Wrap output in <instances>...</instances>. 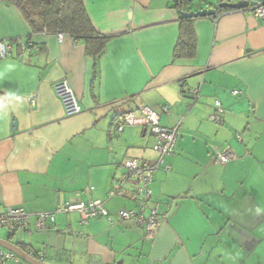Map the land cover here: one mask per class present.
Wrapping results in <instances>:
<instances>
[{"label": "crops", "instance_id": "1", "mask_svg": "<svg viewBox=\"0 0 264 264\" xmlns=\"http://www.w3.org/2000/svg\"><path fill=\"white\" fill-rule=\"evenodd\" d=\"M82 1L96 31L112 34L97 58L82 40L33 32L19 9L0 1V41L11 43L0 58V214H30L26 229H0V239L50 264H264V20L250 9L256 0L194 17L184 34L180 12L238 0L186 8L174 0ZM180 36L191 39L192 55L175 54ZM27 41L36 48L22 52ZM62 78L78 114L66 115L54 91ZM215 101L221 121L209 119ZM144 107L161 125L180 127L164 157L169 169L153 173L140 210L129 185L109 191L126 159L158 158L147 126L115 129L118 115ZM225 150L233 158L217 163ZM89 200L109 216L81 224L77 211L57 213L36 229L37 213ZM155 202L160 226L151 240L142 225L118 217L122 209L146 214ZM16 257L0 256V264H28Z\"/></svg>", "mask_w": 264, "mask_h": 264}, {"label": "built area", "instance_id": "2", "mask_svg": "<svg viewBox=\"0 0 264 264\" xmlns=\"http://www.w3.org/2000/svg\"><path fill=\"white\" fill-rule=\"evenodd\" d=\"M198 0H174L178 8H186L190 4ZM252 13L264 20V0H256L250 6ZM59 40L64 36L63 33L56 32ZM22 52H29L30 49L36 48V45L30 41L23 42L19 45ZM11 53V43L8 41H0V58L6 57ZM56 95L61 99L66 115H75L81 111L77 98L68 85L65 78L57 80L53 85ZM235 93V91H232ZM215 109L209 115L211 121H221L223 112L219 101L214 103ZM143 125L147 126L155 137L153 150L157 153L158 158L155 161L138 160L136 158L126 159L123 162L124 171L118 179H114L113 187L109 191V197L122 194V186L129 185L133 199L138 208L145 209L146 203L151 197V191L148 184L152 180L153 173L160 167L165 170L169 169V165L164 164V157L170 155L175 148L176 139L179 134L180 125L173 127H165L159 122V115L149 108H141L140 114L135 115L132 112H125L118 115L115 119V129L120 133L125 126ZM230 150L217 152L215 161L219 164H226L233 158ZM160 202H155L153 207L148 208V212H138L134 209H122L118 212V217L122 220H133L142 225L145 231V238L153 239L160 226ZM77 211L80 214V223L86 224L91 218L108 217V211L99 201L89 200L87 202L75 201L66 202L56 208L54 212L37 213L35 219V227L37 230H45L54 222V216L57 213H68ZM30 214L21 207L9 208L0 214V229H6L13 233L16 230H24L27 228ZM17 259L12 252L3 253L0 250V256Z\"/></svg>", "mask_w": 264, "mask_h": 264}, {"label": "trees", "instance_id": "3", "mask_svg": "<svg viewBox=\"0 0 264 264\" xmlns=\"http://www.w3.org/2000/svg\"><path fill=\"white\" fill-rule=\"evenodd\" d=\"M15 6L24 15L33 32H60L72 39L82 40L86 55L97 58L104 52L112 34H101L94 28L82 0H0ZM216 14L230 8L216 7ZM190 11V8H187ZM181 30L194 17H186L180 12ZM186 35V34H185ZM193 43L190 38L180 36L175 47V54L192 55Z\"/></svg>", "mask_w": 264, "mask_h": 264}, {"label": "water", "instance_id": "4", "mask_svg": "<svg viewBox=\"0 0 264 264\" xmlns=\"http://www.w3.org/2000/svg\"><path fill=\"white\" fill-rule=\"evenodd\" d=\"M249 2L247 0H238L234 3H220L216 7H225V8H232V9H239L243 7L249 6ZM216 9L215 7L210 9H202L195 12H183L182 15L186 17H198V16H206V15H215ZM197 102V99L195 103ZM0 247L7 249L8 251L12 252L14 255L21 258L23 261L27 262L28 264H50L41 260H38L31 256L30 254L26 253L24 250H22L17 245H14L10 243L9 241L0 239Z\"/></svg>", "mask_w": 264, "mask_h": 264}]
</instances>
